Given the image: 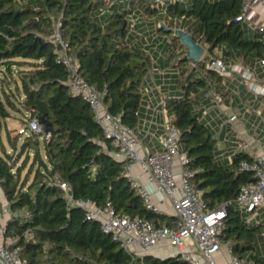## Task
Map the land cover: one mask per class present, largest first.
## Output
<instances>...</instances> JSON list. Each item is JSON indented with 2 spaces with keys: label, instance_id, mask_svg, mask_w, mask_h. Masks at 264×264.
Here are the masks:
<instances>
[{
  "label": "trees",
  "instance_id": "trees-1",
  "mask_svg": "<svg viewBox=\"0 0 264 264\" xmlns=\"http://www.w3.org/2000/svg\"><path fill=\"white\" fill-rule=\"evenodd\" d=\"M241 1L190 0L188 6L171 3L169 10L193 21L191 33L210 53L220 48L226 62L234 58L255 65L264 60V31L235 19ZM149 9L155 7L151 4ZM130 11L111 0H0V126L5 127L17 112L23 114L22 121L38 116L43 126V132L27 134L22 140L24 133H7L12 151L0 140L1 189L12 211L23 209L29 215H12L6 234L17 238L15 244L22 246L28 264H184L177 256L134 257L102 230L99 221L88 218L80 207L69 206L58 185L67 182L75 197L90 198L97 205L111 200L120 214L153 222L166 218L147 208L122 174L126 160L115 156L92 108L69 87L67 68L51 39L55 21L60 20L63 39L80 61L81 75L105 92V103L114 115L135 127L143 113L142 86L153 59L141 44L132 43ZM176 22L166 21L159 29L173 34L166 27L180 28V21ZM173 38L177 39L174 34ZM179 48L186 50L176 64L182 94H170L166 106L180 130L181 148L189 157L186 166L194 172L191 183L202 190L210 208L228 202L219 238L231 241L235 254H250L263 264L252 253L263 224L248 223L234 202L241 185L255 179L254 172L239 170L241 161L255 157L239 149L231 159L221 158L214 127L202 116L208 81L220 88L225 77L207 66V58L193 67L186 47L180 43ZM47 124L51 137L46 140ZM30 150L33 161L22 176L28 160L20 157ZM166 222L173 224L168 218Z\"/></svg>",
  "mask_w": 264,
  "mask_h": 264
},
{
  "label": "built area",
  "instance_id": "built-area-1",
  "mask_svg": "<svg viewBox=\"0 0 264 264\" xmlns=\"http://www.w3.org/2000/svg\"><path fill=\"white\" fill-rule=\"evenodd\" d=\"M262 0H242V7L235 19L246 21V14L253 4ZM177 19L174 20L176 22ZM177 23V22H176ZM55 30L51 39L57 44L58 58L68 71V85L71 90L79 94L92 108L94 118L103 128L104 135L114 146L116 157L126 160L124 174L133 189L141 194L145 206L152 211L162 214L161 207L155 202L153 193L142 184L137 176L132 174L131 165L138 163L144 173L154 183L156 189L164 192L171 198L175 210L173 224L166 221L153 222L150 219L129 214H120L114 208L111 200L104 205H97L92 199L77 198L72 192L71 185L67 182H58L68 201V205H75L83 209L86 216L100 222L102 230L112 235L134 257L137 256L138 247L152 250L160 241L168 240L177 247L172 256H177L184 264H220L218 254L224 253L228 264H259L250 254L241 256L235 254L231 241H222L219 234L222 230L223 219L227 215L228 202H222L215 208H210L203 200V192L191 183L194 172L187 168L188 155L182 150L180 130L173 122V115L166 106V99L171 94L170 90L163 94L162 85H157L161 95L150 97L141 106L146 109V116L140 115L135 127L122 122L120 116L114 115L105 103V92L91 84L80 72V61L70 51L69 43L62 36L60 20L55 21ZM252 29L264 31V25L257 26L249 23ZM204 43V42H203ZM204 52L207 50L206 45ZM203 52V53H204ZM206 64L209 68L219 71L224 77L239 73L241 82L250 92L264 97V81L259 78L256 66L264 69V60H258L257 65H247L239 59L236 63L229 64L225 61L222 49L209 53ZM193 67L197 62L190 61ZM202 76H205L201 72ZM209 90L207 97L216 98V88L211 80L208 81ZM151 89V87H149ZM144 100V90L143 98ZM203 118L213 126V118L207 117L203 111ZM240 113L235 112L227 117V121L235 125L239 122ZM264 120V116H263ZM239 131V129H237ZM23 133L43 132V126L38 116H29L22 122ZM51 137L45 132L43 138ZM219 139V133L215 132ZM155 138L158 148L153 149L146 143ZM262 154L253 153V161L243 159L239 170L254 172V181L241 185V190L235 199V204L246 215L248 223H255L258 218L257 210L264 207V142ZM232 156L230 157V159ZM179 163V171L174 167ZM1 188V186H0ZM4 211H0V264H28L22 257V246L15 244L17 238L6 234V224L2 222ZM31 233L28 232V236Z\"/></svg>",
  "mask_w": 264,
  "mask_h": 264
},
{
  "label": "crops",
  "instance_id": "crops-1",
  "mask_svg": "<svg viewBox=\"0 0 264 264\" xmlns=\"http://www.w3.org/2000/svg\"><path fill=\"white\" fill-rule=\"evenodd\" d=\"M112 2L118 1L125 4L130 13L127 14V19L130 23V32L133 33L132 43L141 44L148 52L151 54L153 63L148 71V75L142 86L144 90V100L150 97H158L160 93L157 89V85H162L163 94H166L169 90L172 95H181L182 90L177 87L180 80V75L178 72V66H176L177 61L183 56L185 49L179 48L177 45V39L173 38V34L166 31L160 30V26H164L166 21L170 23V20L177 19L180 21V28H184L191 32V23L187 17H178L174 11L169 10V4L179 3L180 5H189L190 0H111ZM155 7V10H146L149 5ZM147 7V8H145ZM156 6L159 9H156ZM246 21L244 23L250 29L249 23L261 26L264 25V0L258 4H253L249 8L246 14ZM173 26V25H171ZM207 48V47H206ZM220 48H216L218 50ZM185 50V51H184ZM216 50L214 52H216ZM176 51V53H175ZM213 52V53H214ZM210 52L206 50L204 54L206 57L201 56V58H208ZM176 54V55H175ZM177 55H182L177 60ZM239 59H231L227 61L229 64L236 63ZM257 65V64H256ZM258 70L259 78L264 81V69H261L259 65L256 66ZM151 87V89H149ZM216 88V98L207 97L201 103L203 111H206L207 117L213 118V126L216 133H219V154L224 160H229L231 156L234 155L236 150H245L253 155L256 149L254 143L257 141L259 143L264 142V100L261 98L258 101H254L252 92L241 82L240 75L238 72L232 73V75L225 77L220 88ZM207 93V92H206ZM262 106V107H261ZM235 112L240 113L239 122L233 125L227 121L229 115ZM142 116H146V109L143 107ZM205 119V118H204ZM239 129V131L237 130ZM18 133V131H17ZM25 134V133H24ZM237 137L242 140L244 145H237ZM151 148H158V142L155 138L146 141ZM176 171H179V163L176 161L174 163ZM131 172L137 176L138 180L144 184L152 193L155 202L161 207L163 215H166L164 221L167 218L173 223L175 220V210L172 206L171 198L164 192L156 189L154 183L150 182L149 177L144 173L138 163L131 165ZM0 188V211H4L2 218L3 223H7V220L12 215H19L21 218H27L29 215L26 210L20 209L19 211H12L9 207V202L6 195ZM260 214H258V217ZM258 222L263 221L259 219ZM259 247L261 251H259ZM144 249L138 247V253L140 250ZM177 251V247L171 245L168 240H162L158 243L152 250H148L145 254H149L153 257L169 258L172 257ZM137 253V257L143 256ZM253 254H257L263 259L264 264V240H262L259 245L258 243L255 249L252 250ZM220 264H228L226 256L224 253L218 254Z\"/></svg>",
  "mask_w": 264,
  "mask_h": 264
},
{
  "label": "rangeland",
  "instance_id": "rangeland-1",
  "mask_svg": "<svg viewBox=\"0 0 264 264\" xmlns=\"http://www.w3.org/2000/svg\"><path fill=\"white\" fill-rule=\"evenodd\" d=\"M186 2H184L185 4ZM193 22V21H192ZM253 31V30H252ZM179 40L177 45H179V42L180 39H177ZM176 55V54H175ZM182 55H177V60L181 57ZM203 57H206V54L203 55ZM182 93V92H181ZM252 96H253V99L254 101H258L260 98L262 100H264V97L262 96H258L256 94H254L252 92ZM262 107V106H261ZM264 108V106H263ZM28 114V113H27ZM22 116L23 114L21 112H17L15 113L14 117H11V118H8L7 121H6V126L4 127L3 125H1L0 127V140H2V142H4V144L7 145V149L12 151V146L11 144L8 143V137H7V133H12V134H17V131L19 133H23L22 131H19L20 128H22ZM264 122V121H263ZM264 131V129H263ZM29 134V132L27 131L25 134H22L21 136V140L23 139V137L25 135ZM20 140V141H21ZM237 145H244V143L242 142L241 139H239L237 137ZM254 146H255V153H258V154H262V144L259 143L258 141L256 143H254ZM42 148H43V144H42ZM44 149V148H43ZM29 155V156H27ZM33 155H34V151L33 150H30V151H26L24 152L23 154H21V157H20V161L24 160V159H27L28 160V163H27V167L25 168V170L23 171L22 173V176L27 172L28 168H29V165L31 164V162L33 161L32 158H33ZM37 164H35L34 166V169L36 167ZM33 179V173L29 175V181H31ZM3 194V193H2ZM257 212L260 214V216L256 219V222L260 220L263 221V225L261 226V230H260V235L258 236L259 237V245L261 244L262 240H264V207H261L260 209L257 210ZM259 251H261V248L259 247ZM147 252V250L145 249H141L140 250V255H143ZM218 258V257H217ZM218 261H219V258H218ZM150 263V262H149Z\"/></svg>",
  "mask_w": 264,
  "mask_h": 264
},
{
  "label": "water",
  "instance_id": "water-1",
  "mask_svg": "<svg viewBox=\"0 0 264 264\" xmlns=\"http://www.w3.org/2000/svg\"><path fill=\"white\" fill-rule=\"evenodd\" d=\"M127 25V20L124 19V27ZM163 25L165 26V23H163ZM166 30L171 31L175 35V38L180 39L181 45H184L187 49L186 55H188L190 61L198 62L200 60L205 50L203 42L197 41L193 34L184 28L167 26ZM42 118L44 119V116H42ZM46 131H50V126L48 124Z\"/></svg>",
  "mask_w": 264,
  "mask_h": 264
}]
</instances>
